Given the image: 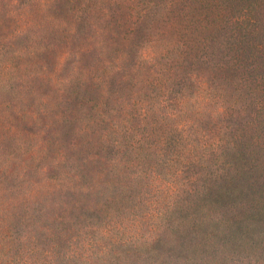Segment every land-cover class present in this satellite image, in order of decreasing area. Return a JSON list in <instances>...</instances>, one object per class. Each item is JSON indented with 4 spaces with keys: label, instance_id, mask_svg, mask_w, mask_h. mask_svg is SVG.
Wrapping results in <instances>:
<instances>
[{
    "label": "rangeland",
    "instance_id": "rangeland-1",
    "mask_svg": "<svg viewBox=\"0 0 264 264\" xmlns=\"http://www.w3.org/2000/svg\"><path fill=\"white\" fill-rule=\"evenodd\" d=\"M221 189L224 260L116 242ZM0 264H264V0H0Z\"/></svg>",
    "mask_w": 264,
    "mask_h": 264
},
{
    "label": "trees",
    "instance_id": "trees-1",
    "mask_svg": "<svg viewBox=\"0 0 264 264\" xmlns=\"http://www.w3.org/2000/svg\"><path fill=\"white\" fill-rule=\"evenodd\" d=\"M226 194L225 190H219L210 207L205 209L206 203L200 200L191 211L183 210L184 214L174 221L162 217L166 225L161 230L162 234L149 237L147 243L139 244L131 239H116V242L119 246L126 244L137 251L147 245L152 252L151 258L155 255L154 251L165 248L168 256L184 258L187 262L224 260L227 247L241 243L243 238L251 242L259 233L255 228L256 219L226 215V207L220 199Z\"/></svg>",
    "mask_w": 264,
    "mask_h": 264
}]
</instances>
